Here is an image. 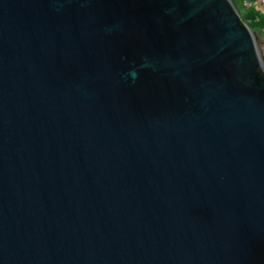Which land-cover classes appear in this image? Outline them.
Wrapping results in <instances>:
<instances>
[{"label": "water", "instance_id": "obj_1", "mask_svg": "<svg viewBox=\"0 0 264 264\" xmlns=\"http://www.w3.org/2000/svg\"><path fill=\"white\" fill-rule=\"evenodd\" d=\"M257 65L231 0H0V264H263Z\"/></svg>", "mask_w": 264, "mask_h": 264}, {"label": "rangeland", "instance_id": "obj_2", "mask_svg": "<svg viewBox=\"0 0 264 264\" xmlns=\"http://www.w3.org/2000/svg\"><path fill=\"white\" fill-rule=\"evenodd\" d=\"M255 36L264 65V0H231Z\"/></svg>", "mask_w": 264, "mask_h": 264}, {"label": "trees", "instance_id": "obj_3", "mask_svg": "<svg viewBox=\"0 0 264 264\" xmlns=\"http://www.w3.org/2000/svg\"><path fill=\"white\" fill-rule=\"evenodd\" d=\"M241 22L245 23L244 20L241 18ZM252 74L258 78L264 79V67L257 65L252 71ZM264 264V259H263Z\"/></svg>", "mask_w": 264, "mask_h": 264}, {"label": "crops", "instance_id": "obj_4", "mask_svg": "<svg viewBox=\"0 0 264 264\" xmlns=\"http://www.w3.org/2000/svg\"><path fill=\"white\" fill-rule=\"evenodd\" d=\"M262 55H264V50H263V54Z\"/></svg>", "mask_w": 264, "mask_h": 264}]
</instances>
